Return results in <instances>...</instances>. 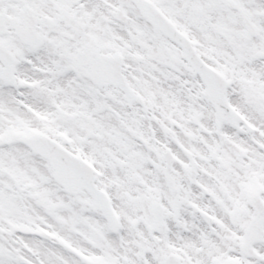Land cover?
<instances>
[{"label":"snow or ice","instance_id":"6c2138e0","mask_svg":"<svg viewBox=\"0 0 264 264\" xmlns=\"http://www.w3.org/2000/svg\"><path fill=\"white\" fill-rule=\"evenodd\" d=\"M0 264H264V0H0Z\"/></svg>","mask_w":264,"mask_h":264}]
</instances>
